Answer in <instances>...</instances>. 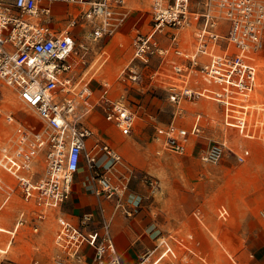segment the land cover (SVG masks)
<instances>
[{
  "label": "built area",
  "instance_id": "built-area-1",
  "mask_svg": "<svg viewBox=\"0 0 264 264\" xmlns=\"http://www.w3.org/2000/svg\"><path fill=\"white\" fill-rule=\"evenodd\" d=\"M126 2L0 0V115L7 122L14 119L12 113L4 114L2 100L5 90L15 92L44 122L45 128L36 131L34 138L47 147L44 173L33 180L22 173L31 167V154L22 139L0 145V166L18 180L22 199L33 205L34 213L23 209L11 228L0 226V231L9 234L0 242V264L23 228L31 225L38 233L53 212L54 241L67 259L76 264H123L112 218L116 213L135 216L143 196L130 189L133 172L117 175L113 171L123 156L115 143L96 137L99 131L94 119L102 110L105 121L129 137L140 115L127 97L130 87L112 95V82L103 80L96 92L92 77L74 78L73 69L80 50H90L83 40L92 44L114 34L121 23L119 8ZM149 2L152 27L149 33L137 32L132 37V58L120 79L127 85L139 84L143 68L158 59L150 70L149 86L166 90L176 108L165 128L156 127L157 152L185 154L194 139L202 136L203 112L196 113L190 123L184 122L187 108L183 101L198 97L221 105L227 126L238 128L245 137H256L259 122L252 115L251 100L260 83L258 63L264 57V0ZM107 52L102 51L103 55ZM225 148L226 142H212L201 149V160L216 164ZM82 163L90 172L87 182L94 184V195L111 202V215H106L104 206L100 218L85 212L74 219L63 211ZM144 182L152 193L158 190V181L152 176L145 175ZM11 195L5 197L0 211ZM228 214L222 206L220 216ZM157 240L155 246L163 247L159 257L175 254L165 236ZM178 241L185 245L183 239ZM151 252H144L138 264H147Z\"/></svg>",
  "mask_w": 264,
  "mask_h": 264
},
{
  "label": "rangeland",
  "instance_id": "rangeland-1",
  "mask_svg": "<svg viewBox=\"0 0 264 264\" xmlns=\"http://www.w3.org/2000/svg\"><path fill=\"white\" fill-rule=\"evenodd\" d=\"M119 10L122 12L119 15L121 23L114 34L92 44L83 40L90 50H80L73 69L74 78L84 74L92 77V83L98 86L96 92L101 90L103 80L112 82V95L130 87L127 97L140 115L136 130L129 137L121 135L105 121L102 110L96 113L93 122L95 130L99 131L96 137L115 141L123 156V162L113 169L115 174L133 172L130 189L143 196L142 207L135 216L116 213L112 226L120 221L126 223L128 219L136 222L148 218L144 225L148 246L143 251L151 249L152 252L147 264H264V135L258 134L253 138L243 136L238 128L224 123L221 105L198 97L194 101H183L187 108L184 122L190 123L196 113L203 112L202 136L194 139L185 154L158 153L160 146L153 140L158 132L156 127L165 128L173 119L176 108L166 90L149 86L150 70L158 59L143 68L139 84L127 85L120 79L121 71L132 58V37L137 32L147 34L152 27L150 2L127 0ZM103 50L112 53L110 59L105 61L106 55H101ZM259 63L263 70L264 60L260 59ZM261 82L263 80L260 79L259 89L264 88ZM252 102V115L259 122L257 131H264V98L256 92ZM2 109L5 115L12 113L14 119L7 122L0 115V145L12 139H22L31 154V167L22 173L32 176L33 180L38 179L44 173L47 147L35 140L34 133L45 128L44 122L11 90L3 92ZM215 141L226 142L223 157L216 164L202 161L201 149ZM97 169L99 173L104 172L103 168ZM145 175L158 181V190L154 193L145 184ZM17 183L18 180L0 166V205L9 193L12 194L0 211L1 227L11 228L23 209L34 214L33 205L22 199V188L17 187ZM86 188L94 193L91 187ZM89 199L86 196V200ZM106 202L109 204L104 206L106 215H111L112 204ZM99 205L101 210L102 205ZM222 206L228 210L226 218L220 216ZM54 214H50L38 233L32 231L31 225L23 228L4 258L23 253L25 257L22 259L27 264H35V261L38 264H76L67 259L55 244ZM157 236L167 238L174 255L159 257L163 247L155 246L159 242ZM8 238V233L0 231V242ZM178 239H183L185 245ZM38 246L43 248L40 254ZM144 252L139 253L138 263Z\"/></svg>",
  "mask_w": 264,
  "mask_h": 264
},
{
  "label": "crops",
  "instance_id": "crops-1",
  "mask_svg": "<svg viewBox=\"0 0 264 264\" xmlns=\"http://www.w3.org/2000/svg\"><path fill=\"white\" fill-rule=\"evenodd\" d=\"M111 54L112 53L107 52L106 57L108 55L109 56L108 59H110ZM101 55H103V53H101ZM262 59L264 60V57H262ZM258 66L260 69V77H261L260 79L263 80L261 84L264 86V69L261 70L260 63H258ZM256 92L261 94V96L264 98V88L263 89L258 88ZM258 133L260 135H264V131H261V129L260 131H258ZM111 140L109 139V141ZM111 142L115 143V141L114 142L111 141ZM89 174L90 172L87 170L86 166L83 165L82 163L81 168L77 173V179L73 186V192L71 198L66 202L65 205L66 209L65 210L63 209V211L69 217H72L74 219L81 216L85 212H93L96 218H100L101 210L99 208L100 207L99 203L102 206L108 204L106 200L99 199L94 195V193L88 191V188H86V187H91L92 189H94L95 187L91 181L87 182V178ZM86 196H89L90 199L86 200ZM147 220H148L147 217L143 218L142 221H136V222L135 220L128 219V222H126L127 224L121 223L120 221L119 223L112 226V233L115 239L116 247L119 254L122 257L123 264H138V256L145 251V248H147L148 246L147 236H145V229H144V225L147 224ZM139 222H141L142 224H140ZM46 223L47 222H45V224ZM39 252L40 253L43 252V248L41 246H38V253ZM24 257L25 254L23 253H21V256L19 255L17 257L14 255H9L6 258H4L2 264H27V262L22 259ZM62 264H66V262H63Z\"/></svg>",
  "mask_w": 264,
  "mask_h": 264
},
{
  "label": "bare ground",
  "instance_id": "bare-ground-1",
  "mask_svg": "<svg viewBox=\"0 0 264 264\" xmlns=\"http://www.w3.org/2000/svg\"><path fill=\"white\" fill-rule=\"evenodd\" d=\"M80 105H81V101L77 104V106H79V108H80ZM109 133H110V132H109ZM228 133H229V132H228ZM235 138H236V137H235ZM235 138H234V139H235Z\"/></svg>",
  "mask_w": 264,
  "mask_h": 264
}]
</instances>
